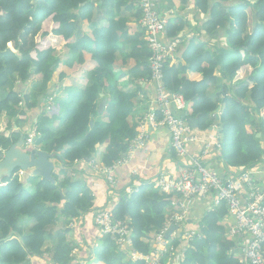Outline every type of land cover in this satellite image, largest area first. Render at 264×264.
Returning a JSON list of instances; mask_svg holds the SVG:
<instances>
[{
	"label": "trees",
	"instance_id": "obj_1",
	"mask_svg": "<svg viewBox=\"0 0 264 264\" xmlns=\"http://www.w3.org/2000/svg\"><path fill=\"white\" fill-rule=\"evenodd\" d=\"M136 1L139 6V0H0V117L14 120L0 130V150L22 134L23 147L45 150L56 161L54 182L29 171L20 175L18 169L0 178V264H79L84 256V250L78 256L73 252L78 244L74 235L79 234L78 221L91 212L93 197L77 178L75 165L91 159L110 166L127 153L141 119L132 116L140 85L128 87L139 77L150 78L143 30L131 34L124 13L133 10L137 21L141 11ZM179 1L186 5L189 0ZM193 6L197 21L202 19L204 38H193L181 58L165 62L162 83L168 92L183 96L189 111L185 119H196L192 130L216 127L220 147L212 156L225 165L228 175L263 165L264 0H193ZM45 20L52 22L51 30L43 28ZM188 29L183 15L166 19L168 41H182ZM218 38H225L226 46H207L205 39ZM63 50L67 57L59 62ZM118 52L127 72L118 68ZM86 63L91 65L83 73L82 88L65 87L64 98L57 96L58 89L48 91L58 66L66 72L58 73L56 83L63 84L74 65ZM135 70L141 71L133 77ZM189 72L200 79L189 78ZM32 129L35 134L28 144ZM171 196L153 183L129 196L123 190L110 211L114 220L128 225V247L124 251L112 236L103 235L82 259L144 264L129 253H150L151 236L169 218ZM227 214L221 203L203 212L195 235L181 239L169 233L174 252L161 262L243 264L226 233ZM93 227L99 233L94 222Z\"/></svg>",
	"mask_w": 264,
	"mask_h": 264
},
{
	"label": "built area",
	"instance_id": "obj_2",
	"mask_svg": "<svg viewBox=\"0 0 264 264\" xmlns=\"http://www.w3.org/2000/svg\"><path fill=\"white\" fill-rule=\"evenodd\" d=\"M139 8L141 16L138 25L143 30L149 53L147 58L149 80L155 84L153 107L139 120L137 134L131 139L128 151L123 157L110 166L97 164L91 159L88 163L95 172L101 173L110 184H114L116 169L127 165L134 152L144 146L148 132L158 127H165L168 130L176 157L186 158V161L179 168L178 174L161 173L154 180L153 184L157 189L172 192L181 198L177 200L170 198L176 212L169 215L160 232L151 236L153 238L150 241V253L142 255L130 252V258L141 259L144 264H163L161 258L164 255L172 258L174 248L170 245L171 238L165 235L169 226H177L172 231V236L185 239L195 235L196 230H184L188 216L186 200L211 195L214 198V207L224 203L228 209L227 216L233 218V223L226 229L227 236L233 241L237 238L244 240L240 256L243 264H264V185L256 183L254 171H237L235 174L223 176L204 166L201 156L191 158L187 155L186 144L197 140L186 119L178 114L187 110V103L181 94L168 92L162 83L164 64L176 57L182 41L178 38L165 41L166 18L159 14L157 0H139ZM32 137L28 138L26 143H31ZM219 147L217 139L207 142L202 147L201 155H207ZM3 152L4 150H0L1 156ZM130 173L137 174L133 168ZM261 173L264 176V165L261 167ZM138 188L128 187L124 190V195L129 196ZM93 222L99 230V237L110 235L120 249L126 250L130 231L125 221L114 220L112 211L101 208L94 213ZM167 261L169 260L163 262Z\"/></svg>",
	"mask_w": 264,
	"mask_h": 264
},
{
	"label": "crops",
	"instance_id": "obj_3",
	"mask_svg": "<svg viewBox=\"0 0 264 264\" xmlns=\"http://www.w3.org/2000/svg\"><path fill=\"white\" fill-rule=\"evenodd\" d=\"M157 1V9L161 16H164L166 19H168L175 16L177 17L178 15H183L190 24V29L186 30L184 39H182L183 44H181L182 42L180 43L181 47L179 46V52H177V56L181 58L187 48L188 43L193 38H195L196 40H203L204 32L202 31V29H200L202 25V19L199 17V21H197L196 11L193 6V0H189L186 5L180 4L179 0ZM136 6H138L137 1ZM133 12V10L130 12H124L128 15V18H130L129 26L131 34H133V32L141 30L138 25L139 19L136 21L135 17L132 16ZM164 39L165 41L169 40L166 36ZM223 40L225 41V38L211 40L205 39V42L207 46L211 45L214 50V46H226V42L224 43ZM61 54L58 57L59 62H63V60L67 57V53L65 50H63ZM122 62L123 55L118 52V68L121 67L124 72H127L126 70L128 68H124L122 66ZM181 62L182 64H184V60H182ZM90 65L91 64L87 63L83 66L74 65V67L65 77L63 84L56 83L58 73L61 71L66 72L62 65L58 66L57 72L54 73V77L52 79L54 83V91L58 89L57 93L59 95L57 96L59 98L65 97L67 93L66 91H64L65 87L71 86L72 88H78L77 85H84L85 81L83 80V73L87 68L90 67ZM132 65L133 61H131L129 66ZM140 71L135 70L132 76L135 77L137 74H139ZM188 77L194 80L200 79V75L197 73L191 74V72H189ZM135 80L136 83H133V86H129L128 88H133L135 84L140 85L141 93L137 97L136 111L132 115L134 116L135 120H138L139 118H142L143 115H145L153 107V99L155 97V84L148 78L139 77ZM58 85H60V87H58ZM103 110L104 108L101 109L100 112H102ZM221 110L222 105L220 104L217 109V116L220 115ZM185 114L187 116L189 114V111L186 110ZM193 133L197 140L186 144L185 148L187 151V155L191 158L201 156L200 159L202 160L204 166L210 168L220 175L229 176L227 173L230 171L226 169L225 165L217 157L212 156L214 154L213 150H211L207 155H201L203 145L207 142H212L217 139L216 128L212 126L207 130H193ZM173 152L174 151L171 147V138L168 130L165 127H158L148 132V139L145 142L144 146L134 152L128 164L119 166L116 169L114 174V184H110L107 178L101 173L95 172L91 168L88 161L76 163V176L81 181V183L86 186L93 197V208L91 212L83 215L82 219L78 221V225L76 227L78 228L76 230L79 232L78 236L74 235L75 240L78 241L77 247L74 249V251H77L75 252L76 256H78V253L80 254L81 250H84L85 254L84 256L82 255V258H84L85 256L89 255L92 252L93 248L98 246L99 244V235L95 232V230H93V210L95 211L96 209L100 208H106L110 210L118 201L120 195H123V190L128 187H139L146 183H153L161 173L178 174L177 172L184 161H186V158L180 159L176 157ZM54 163L56 164V162ZM263 165H253L248 169L254 171L253 176L255 178V181L260 186L264 185V176L261 173V167ZM132 168L136 170V175H132L130 173V170ZM180 198L181 197L174 194L171 197L172 200H177ZM186 204L188 207V216L184 223V230H196L198 228V222L203 212L214 207V198L213 196L208 195L205 198H194L191 200H186ZM166 211V215H171L172 213L176 212L175 205L173 207L171 200ZM223 223L225 228L227 229V227L233 223V218L226 215L223 219ZM81 242H83L84 247L81 245ZM234 242L237 245L234 252L237 256H241V248L244 240L242 238H237L236 240H234ZM82 258H80L79 260L80 264H82L83 262L89 263V261L93 260V256L88 260ZM41 263L45 264L46 262Z\"/></svg>",
	"mask_w": 264,
	"mask_h": 264
},
{
	"label": "water",
	"instance_id": "obj_4",
	"mask_svg": "<svg viewBox=\"0 0 264 264\" xmlns=\"http://www.w3.org/2000/svg\"><path fill=\"white\" fill-rule=\"evenodd\" d=\"M104 105L105 101H102L99 111L104 108ZM178 114L181 118L186 116L185 111H180ZM186 121L191 128H196L195 118H189ZM23 145L24 137L20 134L18 140L4 150L0 158V178L10 176L15 169H18L20 172L29 171L32 175L54 182L52 171L55 164L52 155L40 148H25ZM175 228L174 225L169 226L166 236Z\"/></svg>",
	"mask_w": 264,
	"mask_h": 264
},
{
	"label": "rangeland",
	"instance_id": "obj_5",
	"mask_svg": "<svg viewBox=\"0 0 264 264\" xmlns=\"http://www.w3.org/2000/svg\"><path fill=\"white\" fill-rule=\"evenodd\" d=\"M43 26H44L43 28L45 30H51V28L53 27V24H52L51 21L45 20L44 23H43ZM39 39H40L39 37L36 38V40H39ZM223 42L225 43L226 41L223 40ZM52 79H51V81L48 82L47 89H48V91L51 90L52 91V94H53V90H54L53 89V85H54V83H53ZM77 86H78V88H82L81 85H77ZM52 94H51V96H52ZM51 96H49V99H48V101H49L48 103H50V104H52L53 99H54V96H52V97ZM8 124L14 125V120L13 119L8 120L6 116H1L0 117V130L3 129L4 127L8 126ZM28 134H29L28 138H30V137H32L35 134V132L32 129V131H30V133H28ZM53 161L56 162L55 159H53ZM19 174L21 175L22 172H19ZM81 245L84 247L83 242H81ZM75 252H77V251H74V253ZM79 264H80V262H79ZM82 264H100V262L89 261V263L83 262Z\"/></svg>",
	"mask_w": 264,
	"mask_h": 264
}]
</instances>
